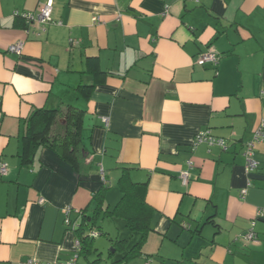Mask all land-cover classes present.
<instances>
[{
    "label": "crops",
    "instance_id": "1",
    "mask_svg": "<svg viewBox=\"0 0 264 264\" xmlns=\"http://www.w3.org/2000/svg\"><path fill=\"white\" fill-rule=\"evenodd\" d=\"M48 1L54 24L16 16ZM207 51L217 65L196 64ZM39 109L57 113L31 156ZM0 112V264L73 259L64 208L86 210L72 215L86 230L96 194L107 188L100 215L120 200L125 170L146 184L154 228L127 264H264V143L241 195L245 145L264 124V0H0ZM205 131L227 149L195 147ZM121 225L116 239H131ZM99 255L112 262L80 259Z\"/></svg>",
    "mask_w": 264,
    "mask_h": 264
},
{
    "label": "trees",
    "instance_id": "2",
    "mask_svg": "<svg viewBox=\"0 0 264 264\" xmlns=\"http://www.w3.org/2000/svg\"><path fill=\"white\" fill-rule=\"evenodd\" d=\"M56 113L55 110L39 109L32 113L26 121L24 138L30 143L31 156H34L43 144L42 139L51 127ZM118 188L121 192L120 200L113 208H107L103 213L105 217L120 218L125 221L126 227L131 233V239L111 240L113 250L109 253V258L112 259L110 264H127L141 254L147 235L154 230L152 227L153 210L145 202L146 184L133 183L128 170H125V173L120 177ZM106 190L107 188H103L94 196L97 209H95L93 217H87L89 220L100 215ZM82 213L86 215V210ZM93 227L91 226V228ZM75 232L79 234L81 242L80 255L87 257L86 255L94 254L97 251L92 245L94 238L89 233L87 234V231L82 227ZM135 235L139 236L138 239L129 246ZM100 262L99 255L92 264H100Z\"/></svg>",
    "mask_w": 264,
    "mask_h": 264
},
{
    "label": "built area",
    "instance_id": "3",
    "mask_svg": "<svg viewBox=\"0 0 264 264\" xmlns=\"http://www.w3.org/2000/svg\"><path fill=\"white\" fill-rule=\"evenodd\" d=\"M53 2L48 1L47 3L43 4L40 13L37 16H34L31 13H26V14H19L16 12V16H22L27 22H37L40 25H49V24H54L53 20ZM97 21V18L94 19ZM56 24L61 25L60 22H57ZM24 50V43L19 42L16 44L11 45L8 48V52L21 55ZM220 56L216 54L213 51H207L202 54H200L196 60V64L199 66H205L208 64L212 65H217L219 63ZM2 117V113L0 112V119ZM104 122L108 123L107 118H103ZM202 143H207L210 146H219L223 150L227 149V141L223 138L215 137L213 136L210 132H200L195 139V147L199 144ZM264 143V124H262L254 133L246 145H245V152L244 156L246 159V164H245V172L249 176V179L247 181V187L246 189L241 191V195L244 196L247 193L248 188L252 186V181L250 179V176L255 173L259 166L260 162L256 158V146L257 144ZM189 168L185 171H183L180 175V179L182 180L183 185H188L190 182L191 174L190 170L193 167L192 162H188ZM8 171V165L7 164H2L0 168V172L2 175H6ZM64 215H65V225L70 228L71 230L75 231L79 229V226L72 221V215L76 214L79 216H83L82 211L75 210L71 206H67L64 208ZM258 217L263 218L264 217V209L260 210L258 212ZM254 226L255 223L252 224V229L249 230L246 235L244 236L246 240L256 242L257 241V234L254 231ZM91 237L95 238L98 236L96 232H93L90 234ZM75 248H76V254L73 259L69 261H57L54 263H48V264H81L80 263V252H81V242L78 239L75 242ZM27 264H46L42 263L36 260H29Z\"/></svg>",
    "mask_w": 264,
    "mask_h": 264
},
{
    "label": "rangeland",
    "instance_id": "4",
    "mask_svg": "<svg viewBox=\"0 0 264 264\" xmlns=\"http://www.w3.org/2000/svg\"><path fill=\"white\" fill-rule=\"evenodd\" d=\"M94 212L95 207L90 211L88 216L93 217V215H95ZM121 222L122 219L120 218H105L104 214H102L93 220H90L88 228H86V231H89L91 226H95L99 231L100 229L102 230V234L93 240L92 245L93 248L98 250V253L101 254L102 260L105 263L109 261V253L113 250L111 240H115L120 235L122 236V233H124ZM131 245L132 242L129 246ZM95 253H97V251ZM80 263H86L84 257L80 259Z\"/></svg>",
    "mask_w": 264,
    "mask_h": 264
}]
</instances>
